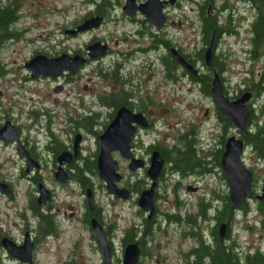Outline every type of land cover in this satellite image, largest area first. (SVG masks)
<instances>
[{
	"label": "flooded vegetation",
	"instance_id": "1",
	"mask_svg": "<svg viewBox=\"0 0 264 264\" xmlns=\"http://www.w3.org/2000/svg\"><path fill=\"white\" fill-rule=\"evenodd\" d=\"M77 3L79 4V9L83 10V13L77 20H74L68 27L63 29V31L67 35L86 34L87 37L83 40L82 46L73 49H60L54 52H50V50H41L35 51L34 54L44 53L48 56H57L65 53L69 57L78 54L83 59V62L74 72L65 69L56 76L42 74L31 76L30 69L28 68V76H46L52 79L63 77L65 78L64 82H56L60 85V90L58 91H61L66 87V84L69 83L72 84L71 88L75 87L76 75L90 62L98 61V65L101 64V60L104 57L113 55V64L110 74H106V72H103L102 69H100L101 67L99 68L98 66L96 69H90L87 73H84L87 77L83 81L81 87H77V93H79L76 95L77 101L75 103L68 101L66 104L72 105L75 109H88L90 112H93L94 115L100 114L97 111H92L95 105H97V109H104L106 111L105 119L101 122L100 128L93 130L97 135V149L93 155H97L99 150L98 135L104 130L120 107L124 106L132 112H141L146 117V125L133 122L135 131L130 140L131 155L136 158H141L144 162L143 165L138 166L134 170L128 169L129 171L127 172L126 179L125 174L120 170L119 164V170L122 172L123 176L118 181V185L128 188L129 196L127 198H122L110 193L116 200L132 199L135 205V211L132 213V216L135 220L137 217L139 218L137 222L131 220V222L128 223L120 238V243L123 248L127 242L136 241L140 247V255L136 264H143V258L145 259L147 255L151 256L152 254L150 251V244L161 248L162 243L156 240V237L162 238L164 235H168L169 228L174 226L173 232H175L176 235H174L172 241H168L164 246L174 243L175 249L172 252L178 257L179 262L177 261V263L191 264L192 260L195 258L194 250L200 243L213 246L215 243V236H217L223 244L229 242L231 239L232 220H229L227 217H224L222 220L216 218L217 211L223 207V202L220 194L215 193L213 188L209 189L207 195L202 193L195 199L193 203L195 208H190L188 206L190 200L187 198L166 197L164 195L162 187L168 180V172H173L175 177L172 183V191L177 190L178 192V190L183 187L187 190V193L197 194L202 187L196 182L184 181L190 176H195L196 171L176 169L171 163L173 151L175 150V153L179 151L178 145H180V143L178 138L173 144L166 145L159 138L162 135L159 134V131L157 132L158 135L152 140V134L150 132L154 129L153 125L156 124L157 119L159 122L161 121L163 123H165L166 120L163 119V115L157 117L155 110H160L162 108L166 109L167 107L171 109L175 106V102L178 101V97L167 93L165 89L167 84L166 81L170 80L171 82H176V80L183 75L192 79V76L198 77L200 73H203L202 66H199L198 63L201 61L205 65L204 51L212 38L214 40L212 56L214 57V55L217 54L215 49L221 32L215 35L213 31L207 41H205L203 34L200 32L201 45L192 42L191 45L188 44L184 46L182 41H177L175 39L176 33L173 30L181 28L182 25L185 24L193 28V25L196 24L195 18L193 17L195 16L196 21L199 22L197 27H199V31H201L200 26L204 14L208 17L216 16L218 24L222 25L219 13L223 11L225 12L224 20L227 23L234 21L239 13L241 14L240 16L244 14V18L249 19L245 10L250 9L253 10L252 19L250 20L252 34L254 35L253 23L262 13L264 0H222L219 4L215 3V0H78ZM8 4L13 6L16 11L18 0H0V5L7 6ZM157 7L160 9L159 14L162 17L161 22H159L160 17H158L157 21H154L152 17L148 16V13H151V11L157 9ZM16 17L10 23V27L15 22ZM92 17H98L99 23L84 27L74 33L68 31L69 29L76 28L79 24H82ZM158 22L161 24L158 25ZM108 23L111 25L110 29L105 28V25H108ZM169 30H172V32ZM94 44L104 49V52L91 55L90 52L95 50L91 49L90 46ZM173 48H175L179 54L183 55L188 62L196 66L198 75H191L182 64L178 62L173 53ZM262 51L263 53L261 54ZM200 52H202L203 55L202 59L200 58ZM261 52L260 57L263 59V69L260 71V74L264 71V49H262ZM167 59L173 61L169 66V71L167 70ZM205 67L208 66L205 65ZM94 73L100 76L101 80L105 78V89L99 87L95 81L92 82L93 84H90L91 81L89 80L92 79ZM82 76L84 77V75H80V77ZM94 85H96V87H94ZM53 90L55 89L53 88ZM246 90H251L253 92L252 98L247 102L251 109V114H253V117L250 116V119L253 121L256 118V114L252 103L256 98L262 97V92L257 93L252 89H245L244 91ZM87 92L93 97L90 99L85 98ZM171 93L175 94L173 92ZM207 95L212 97V94ZM260 100L263 101L261 111L264 114V97ZM166 102L169 103L165 108ZM93 114L86 113V115H81L84 118L87 115ZM67 119L69 121L78 122L70 129H68V127L64 128L65 131L69 130L74 134L69 138V141L66 143L56 138L55 134L50 129V118H48L44 124L45 140L42 145H38L36 141L30 139L28 136H24L22 133V126H20L16 122L17 120L8 113H3L0 119V127L6 123L12 124L17 132V139L6 141L0 135V142L3 148L10 145L13 146L14 155L19 159L18 164L17 161H15L18 165L19 178L24 177L27 181V187L25 189L27 201L19 208L23 223L22 241L16 242L8 233L0 232V248H4L10 257L20 262L24 261L8 253L3 244V239L9 238L20 244L23 242L25 234L28 233L33 242V249L32 262L26 263L32 264L34 260V251L41 239L40 237L46 234H58V222H56L55 215H57L58 219L61 221L67 220L68 215H75L89 231L91 238L96 240L97 248L102 254L103 248L98 242L97 234L91 225V218H96L103 227L112 253L114 252L112 236L115 225L114 222L111 223V220L108 219L107 215L104 213L102 205L96 201L92 180H90L91 186L84 187L82 183L74 177L78 168L83 165L85 157L81 153V140L83 134L78 129L80 126H86L82 121L75 120L70 115H67ZM252 121L250 122L249 120V132L253 127ZM86 129L92 130L91 127H86ZM249 132H239V134H242L243 137V134ZM76 133L81 134V139L79 141L78 150L75 151L74 136ZM145 136H148L151 140H148L146 144L143 142ZM154 150H159L164 159V164L157 176L153 195V212L149 214V210H144L139 206L138 198L142 190L151 185L152 179L147 169L150 163L151 153ZM63 151H67L71 154L68 158L65 156L62 161H59L58 155ZM116 152L119 153V151ZM214 152L213 150L209 151L207 158L199 154V156L206 161L208 167L210 164L212 166V160L215 156ZM126 161L128 164L127 159ZM6 163L13 164V161L10 157H6L3 162L0 161V169L6 168ZM58 166H61L63 172H66L67 178L65 181H59L55 177V171ZM139 173L142 174L139 175ZM93 174L98 176L97 167L96 173ZM52 178L55 184L61 187L71 181L77 183L79 186L78 194L81 195L82 198L81 202L79 204H73L63 200L60 202V205H58L55 202V188L50 185V180ZM0 181L6 183L5 188L8 190V192H4L0 189V192L13 196L14 188L10 180L0 173ZM103 184L105 186L104 182ZM191 187H195V189H191ZM88 188L91 189V202L87 200L86 196ZM227 193L229 195V191ZM255 194L257 195L258 193ZM161 200H163L162 204L160 203ZM199 219H201L202 222H200ZM222 223H225V230L221 235L220 227ZM157 233H160V235H157ZM127 235H129V240L127 239ZM0 264L6 263L0 261Z\"/></svg>",
	"mask_w": 264,
	"mask_h": 264
},
{
	"label": "rangeland",
	"instance_id": "2",
	"mask_svg": "<svg viewBox=\"0 0 264 264\" xmlns=\"http://www.w3.org/2000/svg\"><path fill=\"white\" fill-rule=\"evenodd\" d=\"M78 0H18L16 9V20L9 28L10 34L0 37V119L3 113H8L14 117L17 123L22 126V133L30 139L36 141L38 145H42L45 140V122L50 118V129L55 134L58 140L68 142L69 138L74 134L71 131H65L64 128L70 129L78 122L69 121L67 115L72 116L75 120L83 119L81 114L92 113L88 109H75L72 105L66 104L70 101H77V87H81L83 81L87 77L90 69H96L97 66L106 74H110L113 64V55H108L101 60L90 62L80 73L76 75L75 87L71 88V83L66 84V87L61 91L53 90L58 85L56 82H64L65 78H48L46 76L29 77V69L25 66V61L28 60L35 51L54 52L60 49H73L82 46V42L87 35H67L63 29L68 27L71 22L77 20L83 13L79 9ZM222 0H215L219 4ZM249 19L244 18V14L231 23L225 22V12L219 13V18L222 20L224 31L221 32L217 40L215 52L222 58L225 70L223 71V84L227 90V95L231 98L237 97L240 87L246 86L248 81L254 74L256 78L260 75L263 69V59L260 56L254 57L252 49V29L251 20L253 10H245ZM193 25H182L181 28L174 29L176 33L175 39L182 41L183 45H191L192 42L201 45L200 31L198 21ZM243 17V18H242ZM245 20V21H244ZM227 23V24H226ZM105 28L110 29L111 25H105ZM172 32V30H169ZM199 66H202L205 72L206 67L200 61ZM136 69V68H135ZM84 75V77H80ZM105 79V78H104ZM104 79L96 73L89 80L97 82L99 87L104 86ZM166 91L170 95L178 97L173 108H166L169 102H166L165 108L155 110L157 117L163 115L165 123L156 120L153 125L154 129L150 132L151 140L156 135L162 134L159 137L164 144L169 145L177 141L178 136L190 129L192 134L195 133L197 147L200 149V156L207 158L209 151L218 149L222 136L227 137L230 134H239V130L234 125H224L217 116V104L215 100L200 89L198 82L183 75L176 82L167 80ZM93 84V83H92ZM96 87V85H94ZM171 92L175 93L172 94ZM88 94V95H87ZM85 98L90 99V93L87 92ZM69 95V96H68ZM264 97V91L262 95ZM261 98H256L252 103L255 108V119L263 121L264 114L261 111L263 101ZM92 111H97L100 114L94 115V123L91 126L92 130L86 127H79V131L83 134L81 140V153L88 157L89 161L95 159L93 155L97 149V135L93 132L99 129L101 122L105 119V110L97 109V105L93 106ZM154 112V114H155ZM159 128V129H158ZM225 128V129H224ZM194 136V134H193ZM146 139V140H145ZM151 141L148 136L144 137V143ZM13 146L3 148L0 142V161L5 158H11L13 164L6 163V168H1L2 176L8 178L14 188L13 196L0 192V232L8 233L16 242L23 239V223L20 216V207L26 201L25 189L27 181L24 177L19 178L18 158L14 155ZM113 157L118 160L120 170L125 174L127 179V161L118 152H113ZM84 158V159H85ZM245 163L250 167L255 175V193H261L262 182L264 181V159L256 154L252 147L246 146L243 154ZM17 161V164L15 163ZM210 171H196L195 176H190L184 181H191L199 184L202 188L197 194L187 193L183 187L172 191V183L175 180L173 172H168L167 182L163 185L162 192L166 197L187 198L190 201L188 206L195 208L193 203L195 199L202 193L206 195L209 189H214L217 194L228 192V183L223 177V172L220 166L212 167ZM142 173H139L141 175ZM91 180L94 186V195L98 203L103 207L104 213L107 215L111 223L114 222L115 230L112 236L114 243V252L112 253V263L121 264L123 248L120 243V238L124 233L131 220H135L132 213L135 211L133 200L120 199L116 200L106 189L104 180L98 175L91 174ZM50 185L55 188V202L60 205V202L65 200L73 204L81 202V195L78 194L79 186L74 181H71L64 186L55 184L53 178L50 180ZM178 195V196H177ZM250 210L243 212L237 209L233 213L231 223V240L240 246L244 252L255 250L257 248L264 249V226L262 225V214L258 212L255 201L248 199ZM163 200L160 201L162 204ZM69 212V210H68ZM67 216V214H66ZM58 222V234H46L41 236L36 249L34 251V260L32 264H67L69 261H74L76 264H103L101 251L97 248L96 240L91 238L89 231L83 226L80 220L74 216H67V220L61 221L55 215ZM139 218H136V222ZM200 222L201 219H199ZM174 226L168 230V235L162 238L156 237V240L161 241L162 246H154L150 244L151 256L143 258V264H178V257L172 251L175 249L174 243L167 246L168 241H172L175 232ZM160 235V233H157ZM0 261L6 264H27L10 257L4 248H0Z\"/></svg>",
	"mask_w": 264,
	"mask_h": 264
},
{
	"label": "water",
	"instance_id": "3",
	"mask_svg": "<svg viewBox=\"0 0 264 264\" xmlns=\"http://www.w3.org/2000/svg\"><path fill=\"white\" fill-rule=\"evenodd\" d=\"M159 11L160 9L157 7V9L148 13V16L152 17L154 21H157L158 17H160L159 22H161L162 17ZM159 22L158 25L161 24ZM98 23L99 18L92 17L82 24H79L76 28L69 29L68 31L74 33L84 27ZM213 46L214 40L212 38L204 51V63L208 67L212 66ZM90 47L95 50L90 52L91 55L104 52V49H101L96 44ZM173 53L178 62L182 64L191 75H198V70L194 64L188 62L175 48H173ZM82 62L83 59L78 54L69 57L65 53L57 56L36 53L26 60L24 64L30 69L31 76H37L39 74L56 76L65 69L74 72ZM54 89L56 91L60 90V85H56ZM211 94L217 104L220 115L224 119L229 120L239 132H249L251 109L247 102L252 98L253 92L251 90H246L237 97H229L224 91V85L220 75L214 72L211 80ZM133 122L146 125L147 119L141 112H132L128 108L122 106L108 122L104 130L98 135L99 150L96 155L98 175L104 180L105 187L110 193L122 198H127L129 196V190L125 186L118 185V181L122 178L123 174L119 170L118 160L113 157V151H119L120 155L128 160L127 167L130 170H134L144 163L141 158H136L131 155L130 140L135 131ZM0 135L6 141L17 139V132L14 126L8 123L0 127ZM80 139L81 134L76 133L74 136L75 151L78 150ZM245 148L246 141L242 136L230 134L224 141L220 156V166L227 180L229 199L233 205H239L243 201L248 200L253 194L255 176L252 169L248 167L244 161L243 154ZM70 154L67 151H63L58 155L59 161H62L65 156L68 158ZM163 164L164 159L159 150L152 151L147 169L152 182L148 188L142 190L138 198L139 206L144 210H149V214L153 212V195L156 180ZM55 177L59 181L66 180V172H63L61 166H58L55 171ZM5 187L6 183L0 181V189L4 192H8ZM191 189H195V187H191ZM86 193L87 200L91 202V189L88 188ZM257 198L264 200V181L262 182V191L257 194ZM91 225L97 234L98 242L103 248L102 257L104 264H112L111 246L105 236L102 225L94 217L91 218ZM224 230L225 223H222L220 227L221 235L224 233ZM3 244L11 256H15L24 262H32L33 242L28 233L25 234L24 240L20 244L9 238H4ZM139 255V244L136 241L127 242L123 247L121 264H136Z\"/></svg>",
	"mask_w": 264,
	"mask_h": 264
},
{
	"label": "trees",
	"instance_id": "4",
	"mask_svg": "<svg viewBox=\"0 0 264 264\" xmlns=\"http://www.w3.org/2000/svg\"><path fill=\"white\" fill-rule=\"evenodd\" d=\"M256 1V0H254ZM16 11L13 6L8 4L7 6L0 5V34L6 36L10 34L9 28L10 23L16 17ZM201 34H203L205 41L208 40L210 34L214 31L215 35L223 32V26L218 24L216 16L208 17L205 14L203 15V21L201 22ZM254 35L252 38L253 44V55L254 57L260 56V52L264 49V5L262 6V13L257 17L253 23ZM0 35V36H1ZM263 51L261 52V54ZM202 52H200V58L202 59ZM167 70L169 71V66L173 63L172 60L167 59ZM225 65L220 58L219 54L214 55L212 58V66L206 67L205 72L200 73L198 77H193L192 80L198 82L202 92L206 94H211V80L214 75V72H217L220 75V78L223 82V71L225 70ZM245 89L255 90L257 93H260L264 90V71L256 78L253 74L250 82L246 83V87L241 88L239 94ZM224 91L227 94V90L224 87ZM237 94V96L239 95ZM217 115L224 125H233L229 120L224 119L218 109ZM253 114H251L252 116ZM253 117V116H252ZM95 119L93 115H87L83 118L82 122L86 127L90 128L94 123ZM252 120L250 119V122ZM252 130L243 134V137L246 141V144L253 148L254 152L258 154L260 158L264 159V120L260 121L259 119H254ZM225 129V128H224ZM194 134V136H193ZM192 134V129L181 133L178 136V145L177 153L173 151L171 156V163L176 169L183 171L194 170L199 172L210 171L212 168L208 167L206 161L199 156L200 149L202 147H197L195 133ZM225 136H222L220 139L221 146L215 150L212 160V166L217 167L220 165V155L222 151V145L224 143ZM175 153V154H174ZM213 154V155H214ZM85 158V157H84ZM86 157L84 159L83 165H81L76 171L74 177L78 179L84 187L91 186V174L96 173V161L88 160ZM223 177L225 178L224 173ZM256 183H254L255 186ZM256 188L253 189V195L251 199L255 201L257 205V210L262 214L261 222L264 226V200H260L256 197ZM223 207L217 211L216 218L219 220L227 217L229 220H232L233 213L235 210L240 209L243 212L250 210L249 200H245L239 205H233L229 199L228 193L221 194ZM51 224V223H50ZM129 240V235H127ZM126 240V241H128ZM195 258L192 260L191 264H264V249L257 248L255 250L244 252L240 249V246L235 242L234 238L229 240V242L223 244L217 236H215V243L213 246L210 244H202L194 250ZM67 264H76L74 261H69Z\"/></svg>",
	"mask_w": 264,
	"mask_h": 264
},
{
	"label": "bare ground",
	"instance_id": "5",
	"mask_svg": "<svg viewBox=\"0 0 264 264\" xmlns=\"http://www.w3.org/2000/svg\"><path fill=\"white\" fill-rule=\"evenodd\" d=\"M252 195H253V194H252ZM251 197H252V196H251ZM251 197H250V198H251ZM256 197H257V196H256ZM250 198H249V199H250Z\"/></svg>",
	"mask_w": 264,
	"mask_h": 264
}]
</instances>
